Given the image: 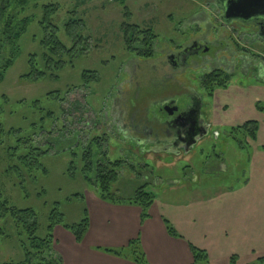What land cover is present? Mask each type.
Listing matches in <instances>:
<instances>
[{"label": "rangeland", "instance_id": "obj_1", "mask_svg": "<svg viewBox=\"0 0 264 264\" xmlns=\"http://www.w3.org/2000/svg\"><path fill=\"white\" fill-rule=\"evenodd\" d=\"M208 1L48 0L58 6L53 24L58 27L57 36L65 47L72 45L64 31V25L72 19L82 21L76 32L84 40L78 43V52L63 55L61 69L45 72L47 74L37 82L21 79L29 73L31 55L36 57V69L45 71L41 59L44 51L39 42L42 32L36 22L28 26L19 40L20 52L0 83V123L6 131L20 130L15 135L0 138V199L18 210L32 209L39 238L47 235L49 216L54 210L65 225L78 224L85 212L88 218L91 213L95 223L88 243L98 237V228L104 221L113 226L118 220L117 214L101 219L96 207V203H101L97 186L92 174L83 172L82 154L91 144L92 150L100 153L97 159L122 163L116 169L117 180L111 187L118 199L129 198L136 188L145 185L146 192L158 199L186 203L237 189L248 180H253L255 188L258 179H262L257 165L251 174L250 150H239L228 135L229 128L256 121L260 125L256 148L264 146V114L254 109L256 102H264V39L258 38L257 29L250 26L232 23L228 27L233 31L232 43L237 54L246 55L244 62L248 66L244 65L243 73L234 60V73H222L224 76L220 78L224 80L225 75L228 76L226 87L215 89L212 98L201 87L206 68L189 70L185 76L173 77L156 87L140 85L138 106L148 103V107L139 115L144 112L149 119L165 117L157 109L161 98H172L180 111L192 92L202 100L201 115L209 133L189 155L180 153L178 148L173 149L175 155L164 154L156 147L143 151L136 146L134 137L123 139L112 124L111 107L118 98V87L134 89V85L129 88L123 84L128 78L124 68L136 56L144 57L140 53L141 34L151 30L158 47L172 49L198 30L195 25L188 26L187 19L200 7L212 22L217 13ZM127 26L136 27L134 33L137 34L128 35L129 38L134 35L131 49L124 42L123 29ZM131 71V76L137 75L142 84L143 73ZM83 73L95 74L96 78L87 82ZM145 73L150 79L155 76L146 69ZM217 74L221 76L220 72ZM125 102L130 108L131 101ZM18 137L29 138L30 144L38 146L41 153L49 152L35 156L38 162H23L21 157L28 148L21 145L15 157H9L8 147L14 146ZM61 137L65 138L59 142ZM94 138L104 140L98 144L101 147L92 142ZM78 142L81 145L77 146ZM56 227L53 233L60 238L58 232L63 231V227ZM0 230L3 233L0 235V264H20L24 254L9 216L0 220ZM51 254L52 257L46 255V259L60 258L54 253L53 244Z\"/></svg>", "mask_w": 264, "mask_h": 264}, {"label": "crops", "instance_id": "obj_2", "mask_svg": "<svg viewBox=\"0 0 264 264\" xmlns=\"http://www.w3.org/2000/svg\"><path fill=\"white\" fill-rule=\"evenodd\" d=\"M200 8L188 16L189 21L192 19L188 24L194 25L202 13ZM206 22L208 25L211 23L209 18ZM152 74L155 75L154 72ZM156 77L155 75L153 79L157 80ZM112 120L114 127L119 128L121 136L128 134L130 130L134 132L130 127L123 128L119 119ZM123 122L127 123L128 120ZM259 130L258 124L256 141H249L247 148L251 155V174L255 170L254 165H257L262 175L255 188L253 180H248L237 189L186 203L154 197V202L148 210L149 217L143 222L140 220L141 210L137 206L114 205L100 200L101 203H96V207L101 219L103 216L117 214L118 220L114 221L113 226L104 221V224L97 227L98 237L92 243L87 241L92 236L95 223L91 213L88 218V230L81 243H76L72 234L64 228L60 233L57 231L60 238H56L54 232V253L60 256L61 264H132L97 248H123L136 238H139L149 264H192L189 244L207 253L208 264H229L232 255L237 257L238 264H249L264 256V146L256 148ZM207 134L203 138L207 137ZM193 140L195 143L186 151L181 147L178 151L189 155L195 145H198L200 138L195 136ZM164 220L174 227L180 238L168 235Z\"/></svg>", "mask_w": 264, "mask_h": 264}, {"label": "trees", "instance_id": "obj_3", "mask_svg": "<svg viewBox=\"0 0 264 264\" xmlns=\"http://www.w3.org/2000/svg\"><path fill=\"white\" fill-rule=\"evenodd\" d=\"M47 1L48 0H0V83L4 79L5 73L13 65L18 56L20 52L19 40L32 22H36L42 32V37L39 42L44 51L41 59L45 71L43 72L36 69V57L35 55H31L28 62L29 73L22 76L21 79L24 78L30 82H37L47 74L45 72L62 68V57L64 54L72 55L78 52L76 47L78 43L82 42L84 39L77 34L76 30L82 25V21L72 19L64 25L65 35L72 41L71 47L66 48L57 36L58 27L53 24V17L58 11V6L50 2L48 3ZM134 29H136V27L133 26H127L126 29H123L124 36L126 37L124 42L129 49L132 48L134 35H132L133 38H129L128 35L134 33ZM141 35V54H144L146 58L152 57L151 54H153L156 36L151 30H146ZM220 75L219 77L218 74L204 76L201 81V87L207 96L212 97L215 89H223L226 87L228 76L225 75L224 80H220L224 74L221 73ZM83 78L88 82L89 79L95 80L96 76L95 74L87 76V74L83 73ZM254 107L257 112L264 114V102H256ZM0 114H2L1 109ZM228 131V135L234 140L237 148L242 150L249 147L248 141H256L258 123L256 121H247L241 126L229 128ZM19 132L20 130L14 129L6 131L0 123V138L12 136ZM62 138L65 137H61L59 142H62ZM5 140L7 139L5 138ZM93 141L97 144L96 147L99 148L101 146H98V144L104 140L101 138H94L92 139V142ZM30 143L31 140H29V138L22 139L18 137L15 141V145L8 147L7 155L9 157H15V152L23 145L24 148H28V152L21 157V161L26 162L28 160H33L34 162H38L34 157L40 156L41 150L38 146H32ZM79 145H81L80 142H78L77 146ZM92 146L91 144L87 147L86 151L82 154V161L84 163L83 172L92 174V179L95 181L100 199L114 205L126 204L137 206L141 210V222L145 221L149 217L148 210L154 202V196L146 192L145 185H141L134 190L129 198L124 200L116 198L115 194L111 191V187L117 180L116 169L119 168L122 163L121 161L109 162L106 159H97L96 157L100 153L95 150L93 151ZM262 149L264 151V148ZM48 152V150L44 151L41 155ZM104 155L103 153L102 156ZM42 173L46 174V171L42 169ZM8 216L11 218L14 230L20 238V246L24 254V260L20 264H61L60 258H54L53 261L51 260L52 258L46 259L48 255L52 257L51 248L53 244L54 228L56 226H62L72 234L76 243L82 242L88 230V215L86 212L80 223L65 225L59 215L58 218L56 217L54 210L49 216L47 235L43 238H39L37 235L38 224L34 211L32 209H15L10 207L6 200L0 199V220ZM164 225L169 236L180 238L174 227L167 220H164ZM0 235H3L1 230ZM189 248L192 254V264H208V256L205 251L191 244H189ZM97 250L133 264H149L142 251L139 238L129 241L128 245L123 248H97ZM236 261V256L230 258V264H237ZM249 264H264V256L257 258Z\"/></svg>", "mask_w": 264, "mask_h": 264}, {"label": "flooded vegetation", "instance_id": "obj_4", "mask_svg": "<svg viewBox=\"0 0 264 264\" xmlns=\"http://www.w3.org/2000/svg\"><path fill=\"white\" fill-rule=\"evenodd\" d=\"M217 15L208 25L204 12L199 15V18L193 23L198 29L193 35H189L186 39L181 40L174 48L167 49L166 47H158L156 44L153 47V57H138L131 59L125 65V72L128 74L126 85H134V89H123L118 87V98L112 103L110 116L115 120L121 121L120 125L124 128H132L128 134H123V139H132L134 137L135 144L143 151L153 150L154 147L162 149L164 154L173 153L174 148L181 147L186 151L192 144L193 137H200L207 132L205 119L201 115L202 100L195 94L191 93L188 102L185 104L182 111L177 110V106L172 98H161L158 101L157 109L165 114L163 120L149 119L144 112L140 116L139 112L147 108L148 103L143 107L138 106L140 85L156 87L164 84L168 79L176 76H185L189 70H198L206 68V74L219 73H234V60L240 67L241 72H244V62L246 56L244 53L237 54L236 47L232 43L233 31L228 30L232 23H239L257 29V37L264 31V19H252L248 21L236 20V22L223 21V4L222 0H209L207 2ZM191 23V22H189ZM191 26V24H188ZM140 53H142L140 51ZM155 73L156 79H150L145 73ZM148 69V70H147ZM137 70L143 77L142 84L138 81V76L132 75ZM151 70V71H150ZM232 73V74H233ZM136 80L132 82V79ZM176 83V82H175ZM137 100V101H136ZM124 101V102H122ZM131 101V106L128 108V103ZM171 110H174L171 112ZM170 113L168 114V112ZM194 117V122H193ZM128 120L124 123L123 121ZM117 130L119 128L115 126ZM168 144V146H164ZM152 152V151H151Z\"/></svg>", "mask_w": 264, "mask_h": 264}, {"label": "water", "instance_id": "obj_5", "mask_svg": "<svg viewBox=\"0 0 264 264\" xmlns=\"http://www.w3.org/2000/svg\"><path fill=\"white\" fill-rule=\"evenodd\" d=\"M222 4V18L225 22L233 20L250 21L252 19H264V0H222ZM260 34L261 37H264V31ZM173 111L174 110H171V112ZM169 113L170 111L168 114ZM192 120L194 122V117ZM194 143L195 141L192 142V144Z\"/></svg>", "mask_w": 264, "mask_h": 264}]
</instances>
